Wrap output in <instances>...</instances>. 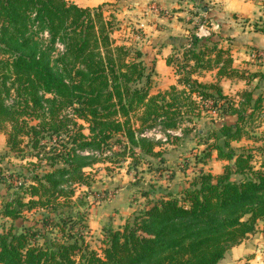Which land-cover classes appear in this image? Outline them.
<instances>
[{
  "label": "trees",
  "instance_id": "1",
  "mask_svg": "<svg viewBox=\"0 0 264 264\" xmlns=\"http://www.w3.org/2000/svg\"><path fill=\"white\" fill-rule=\"evenodd\" d=\"M119 22L75 0H0V131L24 162L2 177L0 215L11 224L0 229V264H218L264 220V160L233 145L259 139L264 88L233 96L219 83L264 75L234 67L213 34L193 33L182 60L167 57L177 83L153 93L154 67L114 37ZM215 68L217 81L200 79ZM205 112H220L206 131L196 127ZM192 132L206 158L226 161L223 171L201 169L93 247L86 198L96 166L162 164L164 145Z\"/></svg>",
  "mask_w": 264,
  "mask_h": 264
},
{
  "label": "rangeland",
  "instance_id": "2",
  "mask_svg": "<svg viewBox=\"0 0 264 264\" xmlns=\"http://www.w3.org/2000/svg\"><path fill=\"white\" fill-rule=\"evenodd\" d=\"M132 4L131 0H113L99 3L97 6H101L107 15L112 13L119 19V29L114 33V37L118 41L145 49L146 46L152 45V43L147 44V40L152 35L150 32H146V26L135 20L133 13L129 12L133 10ZM198 23L201 25V21H197L196 24L198 25ZM196 24H193L191 29H195ZM173 54L175 58L183 59L181 49ZM176 64L177 61L173 64L175 70L177 69ZM201 77L211 79V75H201ZM153 78L152 92L156 93L158 90L167 89L171 80H178V75L177 73L176 75H154ZM219 113L205 112L196 127L206 131V123L209 121L210 115L220 120ZM256 123H260V127H256L254 131L255 137H259L258 140L243 139L240 142H234L233 145L237 148L254 147L257 158L261 161L264 160V116L259 118ZM194 133L192 132L174 143L165 144V161L162 164L158 162L157 158H153V166L141 164L138 169L128 170V162L122 166H110V169L106 168L108 164L100 163L96 166L95 181L86 198L89 210L88 222L92 229L89 241L93 247L98 248L101 245L105 228H120L127 218L143 209L150 199L160 196L168 190L178 191L187 186L201 169L213 174L223 171L226 161L220 160L216 151H213L211 157L206 158L204 156L206 144L202 138L193 136ZM6 140V134L0 131V209L3 205V197L9 193L8 183L10 182L9 179L5 182L2 177L9 176L10 173H13L12 170L19 169L24 164L16 153L10 151ZM143 191H150V196H144ZM10 224L9 219L0 215L1 230L8 228ZM258 226L257 231L262 234L264 221H260Z\"/></svg>",
  "mask_w": 264,
  "mask_h": 264
},
{
  "label": "crops",
  "instance_id": "3",
  "mask_svg": "<svg viewBox=\"0 0 264 264\" xmlns=\"http://www.w3.org/2000/svg\"><path fill=\"white\" fill-rule=\"evenodd\" d=\"M107 1L113 0H75L84 7H95ZM131 1L133 10L129 12L152 35L147 44L153 46L141 49L147 63L154 67V75H176L174 66L167 63V57L180 50L192 33L199 37L213 34L219 47L230 50L234 67L264 75V30L258 29L264 27V0ZM197 21H201V25L198 23V26ZM193 24L197 25L195 29H191ZM201 75H211V79H200L213 82L218 80L219 74L215 68L203 71ZM176 82V79L171 80L170 85ZM219 83L225 94L237 96V93L256 86V92H260L264 88V77L253 80L223 77ZM257 230L229 248L218 264H264V232L259 234Z\"/></svg>",
  "mask_w": 264,
  "mask_h": 264
}]
</instances>
